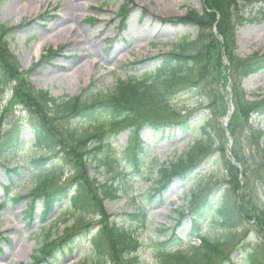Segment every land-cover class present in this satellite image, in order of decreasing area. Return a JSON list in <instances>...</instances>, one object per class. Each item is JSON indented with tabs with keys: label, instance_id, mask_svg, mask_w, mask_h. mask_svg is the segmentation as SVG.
<instances>
[{
	"label": "rangeland",
	"instance_id": "obj_1",
	"mask_svg": "<svg viewBox=\"0 0 264 264\" xmlns=\"http://www.w3.org/2000/svg\"><path fill=\"white\" fill-rule=\"evenodd\" d=\"M68 3L78 6L80 17L73 21L70 31L63 33V27L70 23H66L62 15L64 5ZM122 7L130 10L123 31L118 28L121 19L118 13ZM251 8H243L242 0H238L236 7L229 9V12L233 15L232 18L236 14L245 18L258 16L259 9L264 12V2ZM190 9L201 11V0H0V26L10 31L5 36L3 47L0 43V61L16 75L11 78L8 76L7 79L10 80L0 95V144L16 131L15 125L23 120L20 131L15 132L23 145L21 151L17 156L8 157L6 160L3 159L6 152L0 154V203L6 202L0 209V233L7 240L0 243V264H32L34 254L48 231H51L52 239L60 238L63 230L72 226L73 220L65 215L64 203L56 204L43 221L40 206L28 217V214H25L28 198L19 201L14 199L26 197L39 177L49 171L51 163L59 162L61 166H65L60 171L63 176L57 187L76 185L79 180L86 182L93 180L92 177L95 182L102 184H117L116 179H112V172L100 170L95 174L93 165L90 164L87 167L76 164L78 170H75L73 158H51V155H46L44 151L39 152L33 146L32 130L29 125H24V120L32 121L36 117L31 109L28 108V112L27 108L14 104L17 98L14 96L15 89L20 84L19 78H25L26 85L31 87L30 93L39 90L55 98L82 96L91 101L99 95L109 93L117 82L132 77L140 78L144 72L150 71L157 56L170 52L181 41L182 36H187L190 40L195 39L194 28L173 26L169 23L170 20L184 18ZM230 30L232 38L234 37L233 40L231 38L234 53L241 59L264 55V22L238 27L235 25L231 26ZM212 31L217 35L218 43L222 45L223 40L218 36L217 23L212 27ZM48 50H56V53L48 54ZM83 67L85 71L82 70ZM226 81L222 91L217 86L206 89V93L211 92L208 94L209 99H199V95L192 92L184 94L183 91H177L170 94L169 109L182 111L183 116L191 113L189 124L193 127L203 121L204 113L209 117V111L205 109L209 104L210 111L218 114L217 104L214 103L216 91L221 92L223 105L218 112L223 113L211 120L209 130L222 154L213 153L187 181H179L177 177L169 179L168 189L162 196L155 191L160 187L157 185L159 170L170 167L188 150L195 139L193 133L182 131L173 125V118L168 112L162 113L153 107H139L132 111V120L128 127L123 128L111 140L113 167L121 170L119 181H124L127 185L128 195L114 202H101V212L108 223L115 222L119 225L124 216L132 214L140 206L147 207L146 223L135 225L136 234L143 244L142 249L138 251L139 264H166V261L159 263V254L154 252L152 247L156 241H167L170 238L168 234L162 233L164 227L160 225L174 227V223L170 221L175 216L173 213L181 207L184 208L190 194L195 189L206 186L208 178L214 179L203 196L207 194L212 198L223 189L228 195L232 193L230 186H227L225 164L236 167L243 194L248 187L252 189L255 203L253 208L259 211L260 220L253 218L245 222L235 233L233 242L228 248L221 249L220 256L215 261L222 262L230 255L233 262L242 264V252L248 248H255L264 254V120H261V114L253 115L251 111L253 105L264 106V73L242 80L241 87L245 99H240L239 110H236L233 104L236 86L233 87L229 78ZM150 121H166L162 125V133L151 130L148 126ZM54 123L62 126L66 122L59 120ZM77 128L80 132H89L92 131L93 125H77ZM131 130L137 133L138 140L145 149L138 170L133 165L129 166L130 170L124 166L126 163L119 153L129 143ZM53 141L58 143L59 139L53 138ZM41 156L51 160L27 170L26 164H31ZM231 156H238L243 164L237 165ZM213 160L217 167L211 164ZM258 165H261L262 175L259 179L254 177L253 173H256ZM17 168L25 170L20 178L13 173H7L8 170ZM80 187L81 194L91 202L93 210L92 216H88L86 229L82 228L88 233V237L91 232H96L99 227L97 223L102 224V217L96 212L98 208L94 207L100 204L101 199L98 197L93 202L94 190L91 187L86 189L82 184ZM202 222L203 232L210 234V237L219 236V232L210 233L208 220ZM183 224V228L175 229L176 235L189 232V220L185 219ZM74 232L65 234L69 236ZM86 236L83 240H74V243L69 245L70 249L51 264L93 263L95 260L90 254V244ZM118 264H121V261Z\"/></svg>",
	"mask_w": 264,
	"mask_h": 264
},
{
	"label": "trees",
	"instance_id": "obj_2",
	"mask_svg": "<svg viewBox=\"0 0 264 264\" xmlns=\"http://www.w3.org/2000/svg\"><path fill=\"white\" fill-rule=\"evenodd\" d=\"M201 2V11L190 9L184 18L169 21L173 26L194 28L196 31L195 39L190 40L187 36H182L181 41L170 52L157 56L156 62L150 71L144 72L140 78L132 77L117 82L109 93L99 95L91 101L84 99L82 96L55 98L47 92L39 90L30 93L31 87L26 85L25 78H19L20 84L15 89L14 96L17 98H15L14 104L21 105L25 109H31L36 117L32 121L24 120V125H29L32 130L34 136L33 146L39 152L44 151L46 155H51L49 156L51 158L61 160L64 156L67 160L73 158V168L75 170H78V166L87 167L90 164L93 165L95 174H98L100 170L112 172L114 174L112 179L117 181L114 186L112 183L95 182L94 177H92L93 180L85 182L81 179L76 185L69 184L57 187V183L63 176L60 171L65 166L55 162L50 164L51 168L49 167L48 172L39 177L34 188L26 197H15L16 201L28 198L29 201L26 203L25 210L28 217H31L40 206L42 220L45 221L56 203H64L65 215L70 216V219L73 220L72 226L65 228L60 238L52 239L51 231L44 235L41 246L34 254L32 264H51L60 254L70 249L69 245L75 238L81 239L84 237L82 235L87 233L83 229H86L85 225L89 221L88 216H92L93 210L91 202L81 194V184L86 189L91 187L94 190L93 202L98 197L101 199L99 200L100 204L94 207L98 208L96 212L102 217V224L101 222L97 223L99 227L96 232H91L88 236L90 254L95 260L90 264H118L120 261L121 264H139L138 251L142 249L143 244L136 234L135 225L146 223L147 207H138L132 214L124 216L121 219L122 223L119 225L115 222L108 223L101 212V202H114L128 195L127 185L124 181H119L121 170L113 167V151L110 144L115 135L119 134L123 128L128 127L132 120L131 113L137 108L153 107L162 113L168 112L169 116L173 118V125L179 127L182 131L192 132L195 137L188 150L170 167H163L159 170L160 178L157 185L160 187L155 189L156 192L164 193L168 189L169 179L173 177H177L179 181H187L198 172L204 160L211 157L213 153L222 154V151L217 149L218 146H216L217 144H215L216 142L209 130L211 120L223 113L219 114L220 111L218 112L223 105L221 92L216 91L214 103V105L217 104L218 110L216 109V111L218 114L210 111L209 104L205 108L207 112L209 111L207 114L209 117H206L204 113L203 121L198 126L194 125L193 127L189 124L191 113L183 116L184 112L169 109L168 99L171 96L170 94L177 91H183L184 94L192 92L198 94L199 99L204 97L209 99L208 94L211 92L206 93V89L217 86L222 91L221 89L225 87L226 80L229 78L233 87L236 86V92L233 93V104L235 109L239 110L240 99H245V93L241 87L242 80L264 72V55H254L252 58L241 59L234 53L235 49H233L234 45L232 44L234 37L232 38L230 29L231 26L234 27L235 25L238 27L246 24L262 23L264 22V12L259 9L258 16L245 18L240 14L238 16L236 14L232 18L233 15L229 12V9L235 8L238 0H201ZM258 2V0H242V7L252 9L251 7ZM128 12L127 7L120 9L118 16L121 17V25H123ZM215 23H217L218 36L223 40L222 45L218 43V37L212 31ZM9 32L6 27L0 26V43L2 47L5 36ZM53 53H56V50H48V54ZM223 58H225L229 67H226ZM4 64L3 62L1 64L0 61V95L6 89L7 81L10 80L7 79L8 76L9 78L16 76ZM29 109L28 112H30ZM251 111L253 115L261 114V120H264V106L253 105ZM2 116L1 122L3 120ZM59 120H65L66 123L57 126L54 122ZM165 122L150 121L148 126L153 131L162 132V125ZM88 124L93 125L92 131L80 132L77 128V125ZM22 125L23 120L15 125L14 128L17 133ZM131 131L129 143L119 153L126 163L124 166H127L130 170L129 166L133 165L138 170L141 166L140 158L142 157L144 145L139 142L137 133ZM15 132H12L9 138L0 144V154L6 152L4 160L8 157L17 156L22 149L18 141V134ZM194 132H198V134ZM53 138H58L59 142L54 143ZM49 157L41 156L34 159L31 164H26L27 170L48 162L51 160ZM237 157L231 156L230 158L237 165L243 164ZM211 164L217 167L214 160ZM225 168L227 186H230V192L232 193L228 195L223 189L212 198H209L207 194L203 196L202 194L208 190L209 185L213 182L214 178L210 177L206 186L199 187L190 194L189 201L184 208L181 207L173 213L175 216L170 221L174 223V227L167 228V226L160 225L162 228L164 227L162 233L168 234L170 238L167 241L158 240L152 245L153 251L159 254V263L166 261V264H237L230 259V255L222 262H216L215 259L220 256L221 249L228 248L233 242L235 233L241 226L245 225V222L253 218L259 221L260 218L259 211L253 208L255 203L253 201L254 197H252V189L247 185L248 188L246 192L244 191L246 194H243L236 167L225 164ZM257 168L256 173H253L255 174L254 177L259 179L262 176L261 165H258ZM22 169L8 170L7 173H13L20 178L25 171ZM243 181H245V178ZM5 203L0 204V209ZM243 205L245 206L244 210L242 209ZM185 218L191 221V230L189 234L179 239L178 236H175L174 230L175 227L182 226ZM204 220H208L210 233L219 232V236L210 237V234L203 232L202 221ZM262 226H264V223ZM70 231L75 232L67 236L65 233ZM192 239L196 240L197 244H192ZM4 241L7 240L0 233V243ZM242 253L240 263L264 264V254L256 251L255 248L245 249Z\"/></svg>",
	"mask_w": 264,
	"mask_h": 264
},
{
	"label": "bare ground",
	"instance_id": "obj_3",
	"mask_svg": "<svg viewBox=\"0 0 264 264\" xmlns=\"http://www.w3.org/2000/svg\"><path fill=\"white\" fill-rule=\"evenodd\" d=\"M80 11L77 5H74L72 3H68L67 5H64V8L62 10L63 19L67 22H70L66 24L63 28V33L68 32L72 29L73 21L77 20L80 17ZM53 40V39H52ZM83 71H85V67L82 68Z\"/></svg>",
	"mask_w": 264,
	"mask_h": 264
}]
</instances>
